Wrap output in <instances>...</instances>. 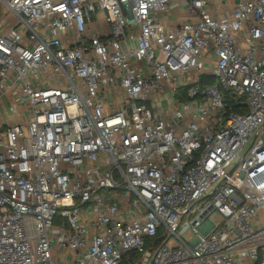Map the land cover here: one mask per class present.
<instances>
[{
	"label": "built area",
	"instance_id": "2783aa9c",
	"mask_svg": "<svg viewBox=\"0 0 264 264\" xmlns=\"http://www.w3.org/2000/svg\"><path fill=\"white\" fill-rule=\"evenodd\" d=\"M0 103V264H264V0H0Z\"/></svg>",
	"mask_w": 264,
	"mask_h": 264
},
{
	"label": "crops",
	"instance_id": "0c3cea01",
	"mask_svg": "<svg viewBox=\"0 0 264 264\" xmlns=\"http://www.w3.org/2000/svg\"><path fill=\"white\" fill-rule=\"evenodd\" d=\"M27 111L24 107L18 106L14 107L11 111L10 106H2L0 103V127L4 124H11L19 121H24L27 119Z\"/></svg>",
	"mask_w": 264,
	"mask_h": 264
},
{
	"label": "trees",
	"instance_id": "16d2710c",
	"mask_svg": "<svg viewBox=\"0 0 264 264\" xmlns=\"http://www.w3.org/2000/svg\"><path fill=\"white\" fill-rule=\"evenodd\" d=\"M208 83H212L213 82V78H208L207 80ZM223 95H224V100L227 104H230L233 102V99H234V96L231 95L230 92H223Z\"/></svg>",
	"mask_w": 264,
	"mask_h": 264
},
{
	"label": "rangeland",
	"instance_id": "374dc122",
	"mask_svg": "<svg viewBox=\"0 0 264 264\" xmlns=\"http://www.w3.org/2000/svg\"><path fill=\"white\" fill-rule=\"evenodd\" d=\"M251 140H252V137L250 138V142H251ZM250 142H249V143H250ZM210 220H211L213 223H216V214H215V213H213V214L210 216ZM183 237H184V239H186V240H190L191 238H193L192 235H184Z\"/></svg>",
	"mask_w": 264,
	"mask_h": 264
}]
</instances>
